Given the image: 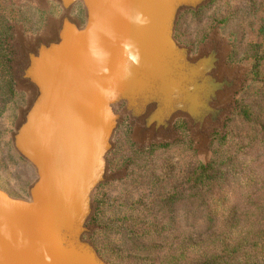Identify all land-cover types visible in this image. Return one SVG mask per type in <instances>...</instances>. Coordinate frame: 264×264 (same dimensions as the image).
<instances>
[{"label":"water","instance_id":"obj_1","mask_svg":"<svg viewBox=\"0 0 264 264\" xmlns=\"http://www.w3.org/2000/svg\"><path fill=\"white\" fill-rule=\"evenodd\" d=\"M51 1L62 12L48 31L28 36L16 30L13 78L27 101L11 140L35 179L23 197L0 185V264H110L90 238L96 228L91 221L99 187L122 175L110 173L108 161L121 122L128 117L136 123L133 136L141 145L169 144L176 122L184 119L207 157L210 131L222 129L243 68L229 74L226 46L216 31L196 54L176 38L181 13L210 0ZM78 5L83 20L74 14ZM122 5L143 12L151 23L130 24L117 11ZM94 25L118 37L115 43L103 37L112 55L110 76L102 79L84 57L87 30ZM119 38L134 41L143 58L127 81L118 79ZM111 77L121 95L111 105L117 118L105 124L99 117L104 100L89 82L107 87Z\"/></svg>","mask_w":264,"mask_h":264},{"label":"rangeland","instance_id":"obj_2","mask_svg":"<svg viewBox=\"0 0 264 264\" xmlns=\"http://www.w3.org/2000/svg\"><path fill=\"white\" fill-rule=\"evenodd\" d=\"M61 12L51 0H0V185L16 196H26L35 179L33 168L16 153L11 140L27 101V93L13 78L16 30L28 36L48 31ZM74 14L83 20L82 6L75 7ZM215 31L226 46L227 71L232 74L240 66L244 79L229 99L233 107L222 129L210 131L209 155L204 156L184 119L176 122V136L169 144L141 145L133 136L136 123L128 117L116 130L109 170L122 175L97 190L91 221L96 228L90 236L110 264L143 263L145 253L135 255L136 250L124 244V237L136 236L138 227L148 229L160 221L183 228L186 222L201 221L203 216L180 202H199L229 178L235 159L244 152L242 137L263 138L256 130L264 120V0H210L197 11L186 10L178 19L176 38L196 54L211 43ZM250 152L251 157L264 159V144L252 145ZM175 182L177 200L169 195L167 203H160L158 191L169 190ZM156 236L152 230L143 234L147 240Z\"/></svg>","mask_w":264,"mask_h":264},{"label":"trees","instance_id":"obj_3","mask_svg":"<svg viewBox=\"0 0 264 264\" xmlns=\"http://www.w3.org/2000/svg\"><path fill=\"white\" fill-rule=\"evenodd\" d=\"M256 131L263 138L242 137L244 152L222 185L199 202H180L191 213L203 216L201 221L186 222L183 228L157 221L148 229H135L136 236L124 237V244L135 249V255L145 253L142 264H264V159L250 154L252 145L264 144V120ZM177 185L158 191V198H163L160 203H167L170 196L176 199ZM148 230L157 232L156 238H144Z\"/></svg>","mask_w":264,"mask_h":264},{"label":"clouds","instance_id":"obj_4","mask_svg":"<svg viewBox=\"0 0 264 264\" xmlns=\"http://www.w3.org/2000/svg\"><path fill=\"white\" fill-rule=\"evenodd\" d=\"M119 3L120 0H117ZM120 15L130 24L138 27H147L151 21L148 16L143 12L132 9L130 6H120L117 8ZM107 37L114 43L118 39L116 34L107 27L94 25L87 30L86 35V49L84 51L85 60L93 66L95 75L101 79L106 76H110V69L108 67L111 60V52L103 42V37ZM121 51V63L119 65L118 79L120 81H127L133 76L132 68L140 67L142 64V54L140 48L130 38H119ZM104 100V105L100 109L99 117L105 123L108 124L114 121L117 117L113 112L111 105L119 100L120 90L116 83H114L111 77L106 81L107 87L104 86L100 80H92L89 82ZM177 95L176 90L173 92V98ZM26 246L28 241L23 242Z\"/></svg>","mask_w":264,"mask_h":264}]
</instances>
